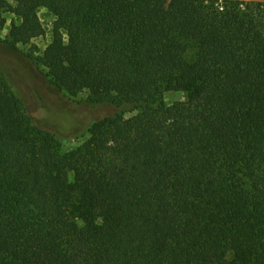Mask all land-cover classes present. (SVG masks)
<instances>
[{
	"label": "trees",
	"instance_id": "1",
	"mask_svg": "<svg viewBox=\"0 0 264 264\" xmlns=\"http://www.w3.org/2000/svg\"><path fill=\"white\" fill-rule=\"evenodd\" d=\"M41 9L50 84L134 114L63 151L0 66V264H264V0H0L5 49Z\"/></svg>",
	"mask_w": 264,
	"mask_h": 264
},
{
	"label": "rangeland",
	"instance_id": "2",
	"mask_svg": "<svg viewBox=\"0 0 264 264\" xmlns=\"http://www.w3.org/2000/svg\"><path fill=\"white\" fill-rule=\"evenodd\" d=\"M39 18L45 35L28 45H20L19 52H12L5 49L3 43L16 17L11 12H0V66L35 123L54 133L62 150L68 151L88 138L94 122L116 113L130 117L134 112L131 106L94 105L88 93L73 96L55 89L42 64L43 53L51 42L55 17L48 10L41 9ZM178 98L173 92L164 94L167 104Z\"/></svg>",
	"mask_w": 264,
	"mask_h": 264
}]
</instances>
